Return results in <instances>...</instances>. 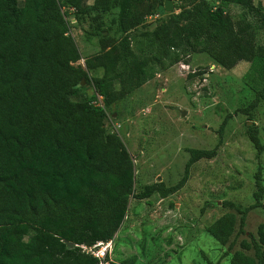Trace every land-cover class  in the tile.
<instances>
[{
  "label": "trees",
  "instance_id": "obj_1",
  "mask_svg": "<svg viewBox=\"0 0 264 264\" xmlns=\"http://www.w3.org/2000/svg\"><path fill=\"white\" fill-rule=\"evenodd\" d=\"M83 1L0 0V264H100L80 246L111 241L123 223L133 193V161L121 139L107 131L104 108L90 99H75L82 80L109 107L194 53H206L218 65L232 68L247 40L246 59L260 61L262 80L247 109L264 102V9L254 7L253 0H202L182 19L175 17L152 32H125L116 55L105 56L102 75L92 78L87 73L91 62L86 61L87 70L73 65L81 53L64 4L82 14L117 9L118 23L126 30L132 0H95L82 6ZM224 3L251 10L262 44L255 45L238 30L225 15ZM248 136L259 159L264 145L253 127ZM189 153L176 186L147 185L136 197L158 193L165 198L177 192L190 167L215 157L216 149ZM261 169L259 165L255 176V203L240 211V232L249 210L262 206ZM235 225V216L226 214L206 231L226 245ZM257 235L252 245L241 242L253 257L237 251L230 264H264V223ZM64 241L76 247L69 250ZM106 259V264H137L135 258L120 263Z\"/></svg>",
  "mask_w": 264,
  "mask_h": 264
},
{
  "label": "rangeland",
  "instance_id": "obj_2",
  "mask_svg": "<svg viewBox=\"0 0 264 264\" xmlns=\"http://www.w3.org/2000/svg\"><path fill=\"white\" fill-rule=\"evenodd\" d=\"M94 1L84 0L82 6ZM166 1L132 0L126 30L118 23L117 9L82 14L64 4L62 11L81 53L73 65L87 70L89 61V77H100L105 56L116 55L115 47L125 32H152L175 17L182 19V13L202 0H169L171 11L165 10ZM252 4L264 9V0ZM222 6L252 43H263L251 10L229 3ZM244 42L246 47L232 68L218 65L206 53H194L109 107L92 85L85 81L81 85L75 99H90L104 108L107 131L121 139L134 165L133 193L123 223L109 241L108 262L135 258L137 264H230L237 251L253 257V250L246 251L241 242L252 245L258 239V227L264 223V192L262 206L249 210L241 232L239 222L240 211L255 203L259 165L264 190V151L257 159L248 136L253 127L264 145V102L247 109L262 80L261 63L246 59L249 43ZM191 149H216V155L193 164L177 192L165 198L158 193L146 199L136 197L147 185L176 186L184 176ZM226 214L235 216L236 225L229 242L221 245L206 228ZM103 248L93 253L101 258Z\"/></svg>",
  "mask_w": 264,
  "mask_h": 264
},
{
  "label": "built area",
  "instance_id": "obj_3",
  "mask_svg": "<svg viewBox=\"0 0 264 264\" xmlns=\"http://www.w3.org/2000/svg\"><path fill=\"white\" fill-rule=\"evenodd\" d=\"M99 98H101V97H99ZM105 247V248H103V249H105V251L103 252V251H99L100 253H102L103 252V254L102 255H100L101 256V258H98L96 255H95V253H93V249H96V248H100V247ZM110 246V243L109 242H99V243H96L94 246H92V247H86V246H80V248L82 249V251L83 252H85V253H87V254H90V255H92L93 257H95V258H98L99 260H100V264H106L105 262H103L104 260H105V258H106V255H107V249H108V247ZM89 249V250H88Z\"/></svg>",
  "mask_w": 264,
  "mask_h": 264
},
{
  "label": "water",
  "instance_id": "obj_4",
  "mask_svg": "<svg viewBox=\"0 0 264 264\" xmlns=\"http://www.w3.org/2000/svg\"><path fill=\"white\" fill-rule=\"evenodd\" d=\"M164 7H165V10L166 11H171L172 10V3L171 1H166L165 4H164ZM84 84V81L82 80L81 82V85ZM64 244L66 246L67 249L71 250V249H74L76 247V245L70 243V242H67V241H64Z\"/></svg>",
  "mask_w": 264,
  "mask_h": 264
}]
</instances>
